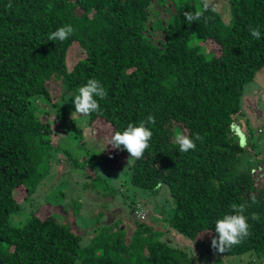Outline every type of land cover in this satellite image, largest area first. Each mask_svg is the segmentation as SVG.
<instances>
[{
    "label": "trees",
    "instance_id": "16d2710c",
    "mask_svg": "<svg viewBox=\"0 0 264 264\" xmlns=\"http://www.w3.org/2000/svg\"><path fill=\"white\" fill-rule=\"evenodd\" d=\"M229 1L225 22L204 0H0V264L190 262L186 250L143 222L103 227L84 247L82 234L54 213L41 218L33 211L12 222L20 207L14 190L25 186L31 194L44 177L40 166L56 148L51 122L34 102L51 100L61 87L77 92L89 78L107 91L99 110L89 114L91 122L109 125L102 132L106 143L128 122L154 116L149 146L133 158L130 178L155 194L167 184L175 201L171 227L211 246L215 220L244 203L248 235L219 253L264 252V156L260 165L238 172L242 153L254 150L232 136L245 86L264 67V0ZM185 11L201 16L187 24ZM65 23L73 26L71 37L47 39ZM257 26L260 39L248 31ZM196 39L219 49L203 52ZM74 41L85 55L67 70ZM177 126L199 136L194 149L178 151ZM120 154L130 155L113 149L106 158Z\"/></svg>",
    "mask_w": 264,
    "mask_h": 264
},
{
    "label": "rangeland",
    "instance_id": "374dc122",
    "mask_svg": "<svg viewBox=\"0 0 264 264\" xmlns=\"http://www.w3.org/2000/svg\"><path fill=\"white\" fill-rule=\"evenodd\" d=\"M204 1L219 10L225 22L229 21V0ZM195 41L202 45L203 52L219 49L215 44ZM84 55L80 44L74 41L68 49L66 69L70 70ZM74 94L76 92L64 91L61 87L53 90L51 100L40 97L34 102L36 111L51 122L52 142L56 148L51 150L46 166H40L44 177L38 181L36 189L31 194L25 186L14 190L20 207L11 215L13 223L24 221L33 211L41 218L54 213L82 234L81 246L84 247L103 227L115 225L114 230H117L143 222L156 230L161 239L186 250L189 264H264V252L219 253L205 241L189 238L171 227L167 219L175 201L167 184H162L157 194L140 188L131 182L133 158L130 155L120 154L108 160L106 155L113 148L107 145L102 132L109 131V125L102 120L91 122L89 115L75 113L71 98ZM241 107L243 112L236 117L232 136L238 141L243 138L254 153H242L236 167L238 172L260 165L259 158L264 156V67L246 84ZM179 128L180 134L185 133L184 128L177 126L174 137L179 134ZM71 218L72 222L76 221L75 226L68 221ZM206 236L207 233L203 235Z\"/></svg>",
    "mask_w": 264,
    "mask_h": 264
},
{
    "label": "clouds",
    "instance_id": "9594fccd",
    "mask_svg": "<svg viewBox=\"0 0 264 264\" xmlns=\"http://www.w3.org/2000/svg\"><path fill=\"white\" fill-rule=\"evenodd\" d=\"M207 9L208 5L205 4ZM184 22L191 24L201 16L200 12H183ZM73 26L70 23L58 26L50 32L47 39L54 42H63L73 35ZM250 36L255 39L261 38L260 27H250L248 29ZM107 91L100 80L89 78L84 84L79 86L76 94L72 95V104L74 112L83 116L95 113L99 110L98 100L106 97ZM154 123V116L147 115L138 122H128L122 130L112 133L107 145L113 149H123L130 154V158H140L144 150L149 146L152 136V130L148 125ZM199 136L193 134L191 137L184 134H177L175 137L179 152H187L195 148V141ZM241 147L244 146V140H240ZM231 212H226L214 222L215 236L211 238V246L218 252H224L233 245L238 244L245 236L248 235L249 224L248 217L245 215L246 204L231 205Z\"/></svg>",
    "mask_w": 264,
    "mask_h": 264
}]
</instances>
